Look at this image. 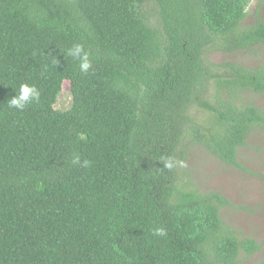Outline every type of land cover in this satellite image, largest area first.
Listing matches in <instances>:
<instances>
[{"label": "trees", "instance_id": "16d2710c", "mask_svg": "<svg viewBox=\"0 0 264 264\" xmlns=\"http://www.w3.org/2000/svg\"><path fill=\"white\" fill-rule=\"evenodd\" d=\"M250 2L0 0V264H238L260 249L223 222L225 196L163 166L194 143L246 171L264 62L209 54L264 44ZM22 83L40 95L21 111L8 101Z\"/></svg>", "mask_w": 264, "mask_h": 264}, {"label": "rangeland", "instance_id": "374dc122", "mask_svg": "<svg viewBox=\"0 0 264 264\" xmlns=\"http://www.w3.org/2000/svg\"><path fill=\"white\" fill-rule=\"evenodd\" d=\"M257 15L264 20V0H251L245 22L254 21ZM209 57L216 63L239 60L254 65L264 62V44L254 52L214 51ZM255 101L264 108V96H255ZM71 102L69 84L64 82L54 106L66 110ZM238 160L246 171L222 163L193 143L188 148L184 166L179 168V178L200 189L217 191L230 201L221 208L223 222L260 244V249L248 258H243L242 252L238 264H256L264 258V132L255 131L248 137L246 145L238 149Z\"/></svg>", "mask_w": 264, "mask_h": 264}, {"label": "clouds", "instance_id": "9594fccd", "mask_svg": "<svg viewBox=\"0 0 264 264\" xmlns=\"http://www.w3.org/2000/svg\"><path fill=\"white\" fill-rule=\"evenodd\" d=\"M67 54L78 62V68L81 74H87L89 72L92 67L91 54L85 49L84 45L77 43L68 49ZM15 92L16 94L9 99L8 106L21 111L30 103L37 101L40 95L37 88L28 83L20 84L19 90ZM72 163L81 164L80 156L74 155ZM87 164L88 162L84 161L82 166H87ZM163 166L172 170L173 168L183 167L184 162L170 157L163 161ZM154 234L164 235L165 233L162 228H156L154 229Z\"/></svg>", "mask_w": 264, "mask_h": 264}]
</instances>
